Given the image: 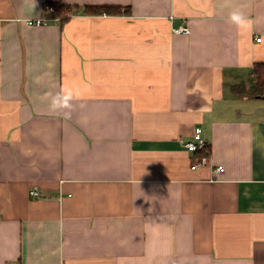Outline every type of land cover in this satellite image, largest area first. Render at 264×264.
I'll return each instance as SVG.
<instances>
[{
  "label": "crops",
  "instance_id": "crops-1",
  "mask_svg": "<svg viewBox=\"0 0 264 264\" xmlns=\"http://www.w3.org/2000/svg\"><path fill=\"white\" fill-rule=\"evenodd\" d=\"M257 63L264 0H0V264H264Z\"/></svg>",
  "mask_w": 264,
  "mask_h": 264
},
{
  "label": "trees",
  "instance_id": "trees-1",
  "mask_svg": "<svg viewBox=\"0 0 264 264\" xmlns=\"http://www.w3.org/2000/svg\"><path fill=\"white\" fill-rule=\"evenodd\" d=\"M50 6L55 9L52 15L54 18H57L61 22L69 18L71 11L62 3H52ZM90 11L95 15H112L119 13V9L111 7H92ZM252 76L254 78L253 86L248 87L245 83L233 85L230 87L231 94L247 99H264V63H257L254 65ZM196 155L200 157H209L210 147L207 146L206 150L202 153H196Z\"/></svg>",
  "mask_w": 264,
  "mask_h": 264
},
{
  "label": "built area",
  "instance_id": "built-area-1",
  "mask_svg": "<svg viewBox=\"0 0 264 264\" xmlns=\"http://www.w3.org/2000/svg\"><path fill=\"white\" fill-rule=\"evenodd\" d=\"M55 12V9L50 6L47 5L44 11V14L41 18L39 19H35V20H28L27 24L29 26H35V27H41L46 25L47 23L51 22L54 18H53V14ZM175 33L177 34H183V35H189L190 34V28L188 26H183V27H179L177 29L174 30ZM258 42H261V38L257 39ZM186 150L190 153L196 154V153H202L204 150H206L207 148V142L205 141V139L203 138L202 135V129L201 128H197L195 130V133L192 137V139L188 142H186L184 144ZM209 157H200L197 156L192 169L196 170L199 167H206L209 165ZM216 172H223L224 169L223 167H218L215 170ZM30 195L32 197H34L35 199H40L43 197V195L40 193L39 190L37 189H31L30 191Z\"/></svg>",
  "mask_w": 264,
  "mask_h": 264
},
{
  "label": "clouds",
  "instance_id": "clouds-1",
  "mask_svg": "<svg viewBox=\"0 0 264 264\" xmlns=\"http://www.w3.org/2000/svg\"><path fill=\"white\" fill-rule=\"evenodd\" d=\"M229 20L231 23L236 25L239 28H245L248 24L247 18L243 11L239 9H234L229 14ZM74 99L73 92L69 89H64L61 92L52 95L50 100V110L57 111L61 109L68 110L65 112V117L70 118L72 103Z\"/></svg>",
  "mask_w": 264,
  "mask_h": 264
}]
</instances>
